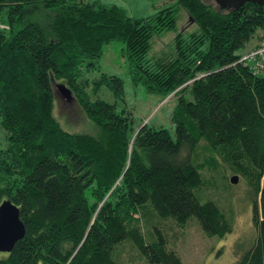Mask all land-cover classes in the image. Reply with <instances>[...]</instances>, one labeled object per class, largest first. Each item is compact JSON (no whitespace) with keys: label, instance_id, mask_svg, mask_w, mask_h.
<instances>
[{"label":"trees","instance_id":"obj_1","mask_svg":"<svg viewBox=\"0 0 264 264\" xmlns=\"http://www.w3.org/2000/svg\"><path fill=\"white\" fill-rule=\"evenodd\" d=\"M36 10L45 12L41 23L25 16ZM179 10L194 31L177 33ZM262 28L264 6L252 3L228 13L177 0L138 20L80 0H0V205L11 202L25 227L0 264H182L171 247L176 233L163 230L168 222L180 232L197 222L216 239L233 228L217 201L200 200L205 168L244 181L256 235L249 248L236 245L233 264H264V72L239 61ZM171 33L168 50L151 54L154 39ZM111 43L125 46L133 87L162 102L177 98L174 138L135 128L127 109L92 99L102 87L124 97L116 76L82 78ZM58 84L96 136L57 123ZM151 225L158 239L150 242ZM124 246L135 252L129 263L120 260Z\"/></svg>","mask_w":264,"mask_h":264},{"label":"rangeland","instance_id":"obj_2","mask_svg":"<svg viewBox=\"0 0 264 264\" xmlns=\"http://www.w3.org/2000/svg\"><path fill=\"white\" fill-rule=\"evenodd\" d=\"M83 3H92L93 5H101L104 7L114 6L123 10L129 18L142 20L153 16V14L161 11L167 6L174 5L177 0H80ZM205 4L218 10L215 0H205ZM29 11V10H28ZM27 19L32 22H43L46 18L45 12L36 10L25 14ZM177 33H186L194 31L193 24L189 22L186 14L179 10ZM190 23V24H189ZM251 40L239 52L240 59L242 56L251 54L257 51L264 44V28L257 30ZM174 35L166 34L164 38L154 39L152 45V53L154 56H159L168 50L171 45ZM127 56L125 55V46L120 43H111L104 49L103 58L98 64V70L85 72L83 79L92 81L99 79L104 74L106 76H116L122 83L124 88V97L116 99L111 91L102 87L92 99L104 100L108 104H115L120 110L125 108L131 113L134 120V127L148 125L149 128L157 130L162 128L170 132L174 138L175 129L171 121V114L176 106V97H169L167 101L162 102V98L158 95L148 94L141 86H132L131 79L128 74ZM239 59V61H241ZM250 67V66H249ZM251 68V67H250ZM255 73L261 74L258 68H251ZM54 91L55 88H54ZM57 92V91H56ZM185 99L192 101V96L186 92ZM118 100V101H117ZM54 118L60 124L63 131L68 134H88L96 136L98 134L93 123L89 122L83 111L79 109L74 98L71 102L66 101L59 92L54 97ZM2 147V146H1ZM198 154H202L200 151ZM198 164H203L206 156H198ZM204 180L206 182L204 188L198 193L201 202L206 200L218 202L219 210L224 214L225 218L233 224L232 232L223 239L207 238L203 236L197 222L187 227L184 232H180L175 227V224L168 222L164 231L175 232V241L172 243V249L177 251L182 264H233L237 257L235 256L236 245H242L243 249L250 247L252 238L255 237V230L252 223L251 201L247 195V189L243 180L238 178L237 185H231L230 179L236 178L235 175H230L227 171L217 168L211 170L204 169ZM263 187V184H261ZM149 224L155 223L159 227L158 220L151 217L148 220ZM153 225L150 228V237L152 240L158 239L153 231ZM160 228V227H159ZM161 229V228H160ZM124 255L120 258L123 263H129V257L134 256L135 252L130 251L128 246H124ZM137 264L139 262L134 259ZM135 264V263H133ZM142 264H148L147 262Z\"/></svg>","mask_w":264,"mask_h":264},{"label":"water","instance_id":"obj_3","mask_svg":"<svg viewBox=\"0 0 264 264\" xmlns=\"http://www.w3.org/2000/svg\"><path fill=\"white\" fill-rule=\"evenodd\" d=\"M264 6V0H215L216 6L226 12L238 11L244 4ZM55 90L66 100L71 102L72 92L64 85H55ZM55 92V94L57 93ZM231 185H237L238 178H231ZM24 224L20 221V212L8 201L0 205V254H11L15 244L25 236Z\"/></svg>","mask_w":264,"mask_h":264},{"label":"built area","instance_id":"obj_4","mask_svg":"<svg viewBox=\"0 0 264 264\" xmlns=\"http://www.w3.org/2000/svg\"><path fill=\"white\" fill-rule=\"evenodd\" d=\"M240 60H241L240 63L244 64L246 67L247 66L248 67L250 66L251 68L256 67L258 68V70L261 71V73H263L264 72V44L257 51H254L249 55L242 56ZM251 68L249 70H251Z\"/></svg>","mask_w":264,"mask_h":264}]
</instances>
